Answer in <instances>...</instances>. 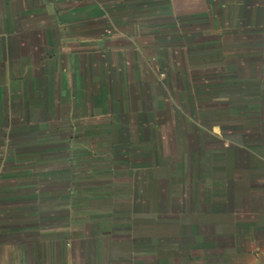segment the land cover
I'll return each instance as SVG.
<instances>
[{
  "label": "crops",
  "instance_id": "1",
  "mask_svg": "<svg viewBox=\"0 0 264 264\" xmlns=\"http://www.w3.org/2000/svg\"><path fill=\"white\" fill-rule=\"evenodd\" d=\"M191 37L229 69V137L128 110L170 99ZM175 131L170 170L128 157ZM0 264H264V0H0Z\"/></svg>",
  "mask_w": 264,
  "mask_h": 264
},
{
  "label": "rangeland",
  "instance_id": "2",
  "mask_svg": "<svg viewBox=\"0 0 264 264\" xmlns=\"http://www.w3.org/2000/svg\"><path fill=\"white\" fill-rule=\"evenodd\" d=\"M183 6H177V9H181ZM188 7H193L186 5L185 9ZM170 8V6H169ZM222 12H226L227 9L225 7H222ZM221 12V11H220ZM182 22V21H181ZM180 22V23H181ZM183 23V22H182ZM183 27H188L187 22L183 23ZM190 24L189 28L193 29L196 28L195 25ZM215 33V32H214ZM211 38V37H210ZM172 40H179L182 39L179 37H171ZM212 44H216L215 37H212ZM184 40H187V43L190 42L189 47H185L183 52L187 51L184 54V63L183 68H181L180 60L177 58L171 63L170 67V95L169 100H162L159 99L156 100H150V101H138V102H127L128 110L130 109H137L138 112H141L142 114H149V118L146 117L148 121L153 120V124L161 126V125H168L175 124V126L179 125H191L193 123L198 125H204L209 129L210 131L219 132L220 129L223 130L222 135H225L227 137L230 136V130L224 129L225 126H229L231 123V109H232V100H231V94H232V87L230 83L224 82L225 80L229 79V69H223V68H215V67H206V68H200L199 64V57L200 54L198 52H189V49L195 50L198 49V38H185ZM209 41V38H208ZM193 42V43H191ZM195 45V46H193ZM209 45V44H208ZM171 52H173L175 55H177V51H179V48H172L170 49ZM209 51V49H208ZM183 54V53H182ZM202 55V54H201ZM202 62L205 61V57L202 56ZM160 95V94H159ZM161 96V95H160ZM141 106V107H139ZM133 107V108H132ZM130 108V109H129ZM177 109V110H188L190 112V120L189 122L183 121L181 117H179L180 114H176L174 118H170L171 110ZM166 112L169 114V117L166 122L167 117L163 114H166ZM177 112V111H176ZM175 112V113H176ZM165 127V126H164ZM170 134L171 137H178L179 135H183L181 132H152V133H141L137 134L138 137L134 138V134H126V141L129 143H133L137 139L138 141H142V144H137L139 146V152L140 154L144 155V157L141 158L140 164L142 165V168H148L150 167L151 159H146V156H157V148L160 150L159 157L161 158V162L165 161V164L168 162L166 166H160L158 167V170H163L167 168V170H170V167L173 168L172 164L170 165V147H174L175 150H179L177 147L178 145L174 143V145L170 144ZM111 141H118L120 136L119 134H111ZM190 136V139H193L192 137H195L200 135L198 132L189 133L186 134ZM203 137H201L199 140H202ZM100 140V139H99ZM120 140H123L121 137ZM205 140L208 142H213L214 138L209 133ZM210 146V145H209ZM215 145H212L213 147ZM135 149L134 143L132 145V148L127 149V155L130 156L129 152H134ZM166 155L169 157L166 158ZM133 157V153L131 155ZM139 158V156L137 157ZM136 159V158H135ZM156 160V158H155ZM148 170H150L148 168ZM152 171V170H150ZM162 171V170H161ZM129 174V173H128ZM150 174L152 177L159 178L157 174ZM158 187L160 190V187L164 190L166 187L169 189L170 187V181H160L158 180ZM148 183V182H147ZM113 189L110 188V191ZM120 199L119 197H114L112 195L102 197V196H95L93 202H89L93 205H104V204H118ZM126 200H130V198H126ZM145 197L139 198V204H145ZM81 201V199H80ZM86 201V199H85ZM159 205H163L166 207L167 205H170V196L169 197H159V201L157 202ZM166 208H164L165 210ZM160 218L162 216H165L167 214H159Z\"/></svg>",
  "mask_w": 264,
  "mask_h": 264
}]
</instances>
